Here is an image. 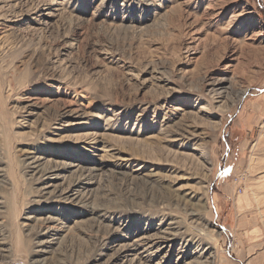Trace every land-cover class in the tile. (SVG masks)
Listing matches in <instances>:
<instances>
[{
    "label": "rangeland",
    "instance_id": "374dc122",
    "mask_svg": "<svg viewBox=\"0 0 264 264\" xmlns=\"http://www.w3.org/2000/svg\"><path fill=\"white\" fill-rule=\"evenodd\" d=\"M0 264H264V0H0Z\"/></svg>",
    "mask_w": 264,
    "mask_h": 264
}]
</instances>
